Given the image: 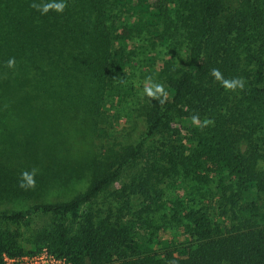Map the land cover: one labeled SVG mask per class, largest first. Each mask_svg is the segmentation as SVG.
Wrapping results in <instances>:
<instances>
[{
	"label": "trees",
	"instance_id": "obj_1",
	"mask_svg": "<svg viewBox=\"0 0 264 264\" xmlns=\"http://www.w3.org/2000/svg\"><path fill=\"white\" fill-rule=\"evenodd\" d=\"M0 221V264H264V0H0Z\"/></svg>",
	"mask_w": 264,
	"mask_h": 264
},
{
	"label": "built area",
	"instance_id": "obj_2",
	"mask_svg": "<svg viewBox=\"0 0 264 264\" xmlns=\"http://www.w3.org/2000/svg\"><path fill=\"white\" fill-rule=\"evenodd\" d=\"M3 264H70L66 257L50 252L46 247L33 254L3 255Z\"/></svg>",
	"mask_w": 264,
	"mask_h": 264
},
{
	"label": "rangeland",
	"instance_id": "obj_3",
	"mask_svg": "<svg viewBox=\"0 0 264 264\" xmlns=\"http://www.w3.org/2000/svg\"><path fill=\"white\" fill-rule=\"evenodd\" d=\"M127 124V123H126ZM128 126V130H130V129H132V125H130V124H128L127 125ZM144 128V125L142 124V123H139V125H138V127L134 130V131H132V133H133V135H132V138H134V139H137L138 137H140V135H142V131L144 130L143 129ZM123 134H124V132H123ZM130 170H128L127 171V176L128 175H130ZM126 176V177H127ZM125 178V177H124ZM115 185H119V183H116ZM84 184H82L81 183V185L80 184H78L77 185V189H79V190H83L84 189ZM75 191V190H74ZM73 191V192H74ZM76 193V192H75ZM28 205V203H23L22 204V202H20V204H16L15 206H13L12 208H17V207H20V208H24V207H26ZM50 219H49V217L48 216H46V215H42V214H40V215H36L35 217H34V219H33V224L31 225V228H36V227H38V226H43V225H45V224H47L48 223V221H49ZM0 224H3V222L2 221H0ZM14 226V225H13ZM21 231L25 234V233H28L29 231H30V228H25L24 226H22L21 228Z\"/></svg>",
	"mask_w": 264,
	"mask_h": 264
},
{
	"label": "clouds",
	"instance_id": "obj_4",
	"mask_svg": "<svg viewBox=\"0 0 264 264\" xmlns=\"http://www.w3.org/2000/svg\"><path fill=\"white\" fill-rule=\"evenodd\" d=\"M48 7H51V6H46L44 10L47 11V8ZM54 7L56 8V10L58 12H62L64 10V4L63 3L54 5ZM8 63H9V66H11V64L13 63V61L10 60ZM216 74H217L216 73V70L214 69L213 70V75H216ZM156 87H157V90H159V86H156ZM241 87H242V85H241ZM145 90L148 93V95H152L153 94L150 89H147L146 88ZM196 119H197L196 117H193V122H196ZM25 175L27 176L28 174L26 173Z\"/></svg>",
	"mask_w": 264,
	"mask_h": 264
}]
</instances>
